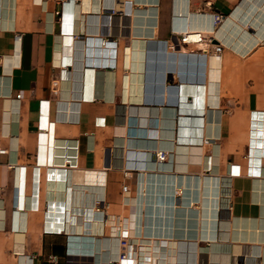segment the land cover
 Instances as JSON below:
<instances>
[{"label": "crops", "instance_id": "0c3cea01", "mask_svg": "<svg viewBox=\"0 0 264 264\" xmlns=\"http://www.w3.org/2000/svg\"><path fill=\"white\" fill-rule=\"evenodd\" d=\"M214 12L228 43L174 45ZM253 112L264 0H0V264H109L121 233L155 264H264Z\"/></svg>", "mask_w": 264, "mask_h": 264}, {"label": "bare ground", "instance_id": "6f19581e", "mask_svg": "<svg viewBox=\"0 0 264 264\" xmlns=\"http://www.w3.org/2000/svg\"><path fill=\"white\" fill-rule=\"evenodd\" d=\"M154 2V1H153ZM147 3V2H146ZM146 17V16H145ZM223 19L224 17L220 20V21H216L215 20V15L210 14V20L208 21V25H205L202 27V29L197 30V27L199 26H195L196 30L195 31H191V29L189 30L188 28L186 29H182L184 35L186 36V38L188 40H198L199 38L202 39V37H213L214 38H220V31H219V26L221 25V23H223ZM181 21V20H179ZM177 23V21H175ZM207 23V22H206ZM180 24V23H179ZM198 25V24H197ZM200 25V24H199ZM180 26V25H179ZM182 26V24H181ZM180 26V28H181ZM193 26V25H192ZM188 27V26H187ZM225 27V26H224ZM231 27V26H230ZM176 28V27H175ZM222 28V27H221ZM224 29V28H223ZM178 30V28H177ZM181 31V30H180ZM224 32H226L225 30H222ZM228 34V32H227ZM232 34V33H231ZM223 36V35H222ZM230 36V34H229ZM229 36H226L225 38H220L221 41L223 43H228V40H231V37L229 38ZM216 40V39H215ZM215 42V41H214ZM89 48V47H88ZM91 48V47H90ZM97 48V47H96ZM92 49V48H91ZM107 49V48H106ZM95 50V49H94ZM94 52V51H92ZM101 53V52H100ZM96 54V52L94 53ZM107 54V53H106ZM93 55V54H92ZM102 55V54H101ZM94 56V55H93ZM107 56V55H106ZM89 59V58H88ZM214 61V60H213ZM208 70V69H207ZM217 71V70H216ZM208 74V73H207ZM207 94V92H206ZM260 111V110H259ZM247 158H248V169L249 172L252 176H258L261 173V162L262 159L264 158V113L262 114H258L257 112H253L252 115H249V122H248V149H247ZM249 174V173H247ZM157 179V178H156ZM154 181V180H153ZM160 181V180H159ZM169 181V180H168ZM217 181V180H216ZM255 181V179H254ZM258 182V181H257ZM261 182V181H260ZM149 183V181H148ZM152 183V182H151ZM163 183V181H162ZM156 184V183H155ZM160 184V183H159ZM165 184V183H164ZM163 184V185H164ZM263 184V183H262ZM261 184V185H262ZM257 185V184H255ZM254 185V186H255ZM151 186V185H150ZM160 186V185H158ZM206 186V185H205ZM163 187V186H162ZM169 187V185H168ZM157 188V187H156ZM151 189V188H150ZM161 189V188H160ZM168 189V188H167ZM211 189V188H210ZM149 191V190H148ZM159 191V190H158ZM151 192V190H150ZM153 192V191H152ZM152 194V193H151ZM159 195V194H158ZM211 195V194H210ZM152 198V196H151ZM208 198V197H207ZM158 199V197H157ZM159 200V199H158ZM204 200V199H203ZM148 201V200H147ZM156 201V199H155ZM158 202V201H157ZM156 203V202H155ZM154 205V204H153ZM208 205V204H207ZM210 205V204H209ZM152 208V207H151ZM168 210L169 207H167ZM166 207H162V209H167ZM207 208V207H206ZM157 209V208H156ZM205 210V209H204ZM210 210V209H209ZM155 211V210H154ZM167 212V211H166ZM212 212V211H211ZM137 213L138 210H137ZM163 214V212H162ZM135 215V214H134ZM159 216V215H157ZM154 217V216H153ZM162 217H167L168 218V214H166V216L163 214ZM157 218V217H155ZM208 219V218H207ZM167 220V219H166ZM206 224V223H205ZM174 227V226H173ZM175 228V227H174ZM158 230L163 229L162 227H157ZM162 231V230H161ZM166 232V231H165ZM153 234V233H152ZM159 234V233H158ZM166 234V233H165ZM123 235V233L120 234V239ZM128 238V237H127ZM159 241V240H158ZM137 242V241H136ZM155 244H157L156 240L151 241L149 244H143L144 246H142V244L136 243L134 245H132L133 248V253H135V262L136 264H152L154 263V259H151V255L153 256L152 252L149 253V250H151ZM158 245L160 246V243H158ZM167 247V246H166ZM144 248V250H143ZM172 248V246H171ZM148 249V250H146ZM141 252V253H140ZM140 253V255H138ZM150 254V255H149ZM149 256V257H148ZM154 256H157V263L161 262V259L159 258L158 254ZM171 258V256H170ZM122 260H127V256L125 258H123ZM120 256L118 257L117 262L119 263L120 261ZM166 260V259H165ZM162 263V262H161ZM155 264V263H154Z\"/></svg>", "mask_w": 264, "mask_h": 264}, {"label": "built area", "instance_id": "2783aa9c", "mask_svg": "<svg viewBox=\"0 0 264 264\" xmlns=\"http://www.w3.org/2000/svg\"><path fill=\"white\" fill-rule=\"evenodd\" d=\"M214 15H215V20L217 22L220 21L224 17L219 12H214ZM175 40L176 41L174 42V45L194 44L203 53L218 51V48H219L218 44L214 42L213 37H208V38L202 37V39L199 38L196 41V40H188L183 33H177L175 35ZM104 43L106 44L107 41H105ZM152 154H153V159L156 163H163V162L168 161L169 159V152H167L166 150H158ZM119 244L121 247V250L119 253L120 260H122L126 256L128 259L132 258L133 248H132V243L128 240V238L125 236H122L121 239L119 240ZM109 264H119V263L117 262V260H111Z\"/></svg>", "mask_w": 264, "mask_h": 264}, {"label": "water", "instance_id": "95a60500", "mask_svg": "<svg viewBox=\"0 0 264 264\" xmlns=\"http://www.w3.org/2000/svg\"><path fill=\"white\" fill-rule=\"evenodd\" d=\"M174 41H176V40L174 39Z\"/></svg>", "mask_w": 264, "mask_h": 264}]
</instances>
